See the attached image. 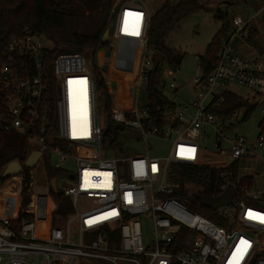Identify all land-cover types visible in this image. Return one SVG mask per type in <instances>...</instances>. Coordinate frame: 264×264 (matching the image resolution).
Returning <instances> with one entry per match:
<instances>
[{"label":"built area","instance_id":"obj_1","mask_svg":"<svg viewBox=\"0 0 264 264\" xmlns=\"http://www.w3.org/2000/svg\"><path fill=\"white\" fill-rule=\"evenodd\" d=\"M112 7V36L129 38L141 48L134 89L146 87L154 68L155 50L148 48L152 14L142 0H116ZM257 17L230 18L231 31L213 71L205 76L197 64L190 104L166 114L163 127L154 124L147 108L112 109V121L137 130L145 142L147 153L132 157H105L106 125L89 57L56 48L28 28L0 42V129L27 137L34 146L29 155L39 151L37 163L47 170L48 162L61 172L56 180L63 177L66 184L62 190L57 185V192L73 208L44 228L33 219L13 223L0 217V264H264V222L259 219L264 191L242 189L236 197L233 191L229 204L209 208L220 224L189 207L171 173L175 164H202L199 140L203 132L208 137L209 129L224 167L255 159V150L264 146V133L252 144L233 132L246 119L247 108L221 112L228 94L241 96L231 89L233 83L255 92L245 97L251 102L264 92V63L239 49ZM72 90L79 95L74 115ZM152 137L171 141L168 155H150Z\"/></svg>","mask_w":264,"mask_h":264},{"label":"trees","instance_id":"obj_2","mask_svg":"<svg viewBox=\"0 0 264 264\" xmlns=\"http://www.w3.org/2000/svg\"><path fill=\"white\" fill-rule=\"evenodd\" d=\"M212 0H163L162 5L152 14L150 19L148 48L160 51L166 56L169 70H177L183 59V52L172 48L168 44V38L178 22L197 11L204 9ZM112 0H0V42H5L13 36L22 35L25 29L45 35L57 48L60 45L75 47L80 50L93 48V73L97 79V86L103 91L104 109L106 112L105 140L111 143L117 142L119 131L125 129L112 121V96L107 83L99 71L95 60L98 50L105 48L107 43L102 41L110 18ZM223 25L207 45L205 52L198 57L201 71L208 76L213 71L217 56L223 46V41L231 31L228 13H219ZM87 20V21H85ZM264 21V17H263ZM84 22H86L84 24ZM257 29L253 27L248 42L256 41ZM126 54L131 50L135 59L140 58L141 48L137 44H125ZM56 51L50 52V64ZM130 65V64H129ZM126 64V66H129ZM165 81L160 65L153 68L146 84L149 110L153 122L158 127L165 125L166 114L174 111L176 101L165 95L163 87ZM255 102L248 98L228 94L221 112H230L237 108H247V117L255 109ZM263 124V123H262ZM29 156L28 139L11 131L0 129V177L5 166L11 161L17 160L22 171L20 184L23 187L22 200L25 192L30 191L33 168L24 167L23 164ZM172 176L181 183L179 193L184 197L189 207L222 224L217 220L213 211L201 202L202 196H217L227 186L235 192L242 189H251L253 177L241 175L240 163L235 162L228 167L213 166L209 164H176L171 168ZM61 172L53 169L47 162L46 178L49 186L50 201L39 200L24 209L19 206L17 215L8 218L10 222H20L24 218L33 219L42 227L53 226L56 217H65L73 211L71 201L58 190L55 192L51 186V180L60 176ZM9 178V177H8ZM8 178L3 179V183ZM188 184H193L196 189L189 190Z\"/></svg>","mask_w":264,"mask_h":264},{"label":"rangeland","instance_id":"obj_3","mask_svg":"<svg viewBox=\"0 0 264 264\" xmlns=\"http://www.w3.org/2000/svg\"><path fill=\"white\" fill-rule=\"evenodd\" d=\"M112 1V3H115L116 0ZM142 1L151 14L155 13L163 3V0ZM223 6H226L229 18L235 14H239L243 18L249 19L258 14L253 24V27L257 29L256 41L254 43L248 42L249 46L241 44L239 49L247 55L259 57L264 63V0H212L204 9L181 19L169 35V46L180 50L184 54L179 72L174 70L175 72L169 74L166 58L160 62L162 76L165 81L163 87L164 93L170 99L176 101L177 105L181 107L190 104L195 93L194 77L200 73L197 69V64L199 63L198 57L205 52L207 45L224 23L219 18V13ZM111 12L106 30L108 33L105 32L102 38V41L107 43V46L97 51L95 60L99 66L100 73L108 85L113 100V109L126 110L133 107L145 109L148 104L146 87L140 86L134 89L133 83V75L139 65L140 58L135 59L131 55L133 54L131 50L128 51L130 54H126L123 48L126 43L130 45L137 43L129 38H115L112 36L110 31L113 28L111 24ZM60 48L84 53L89 57V64L93 70V48L80 50L67 45H60ZM126 64L130 65L127 67ZM173 82L176 83V88L171 89L170 84ZM231 89L233 92L244 97L255 94L251 88L239 83L231 84ZM96 93L101 122L103 125H106L107 117L104 109L103 91L97 87ZM263 100L264 92L255 99L256 106L250 116L233 129L234 133L246 136L252 144L257 143L260 133H264V114L261 113V109L264 106ZM71 106H74V104H71ZM72 115H74V112ZM149 141L152 146L149 151L151 156H166L169 154L171 141L156 137L150 138ZM199 141L203 145L202 149L205 152L202 164L222 166L219 162H222L223 156L219 152L220 150L214 145L215 134L212 129H209L208 137L203 132L202 138ZM33 149L34 146L29 145V151L31 152ZM146 153L147 148L145 142L141 138L140 133L135 129L125 128L119 131L116 143H111L110 140L106 142L105 157L107 158L132 157ZM255 154V159H240V173L241 175H254L255 173L263 172L262 175L254 179L255 182L263 184L264 146L257 148ZM72 167L74 168L73 165ZM33 170L30 191H24V194H27L23 200V187L20 184L19 174L10 176L5 183L0 185V217H14L17 215L19 206H23L24 209L29 208L38 199L50 201L46 170L42 162L39 161L33 167ZM65 184L64 178L60 177L57 182L58 188L62 190ZM254 185L256 184L254 183ZM187 188L192 191V189H196V186L188 184ZM59 223L60 225L62 224V222Z\"/></svg>","mask_w":264,"mask_h":264},{"label":"water","instance_id":"obj_4","mask_svg":"<svg viewBox=\"0 0 264 264\" xmlns=\"http://www.w3.org/2000/svg\"><path fill=\"white\" fill-rule=\"evenodd\" d=\"M226 6H223V8L221 9V12L223 14H226ZM108 33V31L106 32ZM166 56L160 52V51H155L154 54V68L157 69L160 65V62L165 59ZM264 101V100H263ZM40 152L39 151H34L32 152L28 158L26 159V161L24 162L23 166L24 167H34L38 161V159L40 158ZM230 161H232V159H230ZM22 171V166L21 164L17 161H11L10 163H8L3 172L2 175L0 177V185L3 183V179L4 178H8L10 176L16 175V174H20ZM52 184V188L54 191L57 192V180L56 178H54L51 181ZM233 199V190L231 188H226V190L217 196H202L201 197V202L204 206L208 207V208H218L221 205H226L229 204Z\"/></svg>","mask_w":264,"mask_h":264},{"label":"bare ground","instance_id":"obj_5","mask_svg":"<svg viewBox=\"0 0 264 264\" xmlns=\"http://www.w3.org/2000/svg\"><path fill=\"white\" fill-rule=\"evenodd\" d=\"M139 64H140V60H139ZM138 67H139V65L137 66V68L135 70V73L133 75V80L137 74ZM78 97H79V95L75 91L72 90L70 92V102H71V104H74V106H71V111H72L71 113L74 112V114H75L78 111ZM83 100H85V99L83 98ZM42 228H44V227H42Z\"/></svg>","mask_w":264,"mask_h":264},{"label":"crops","instance_id":"obj_6","mask_svg":"<svg viewBox=\"0 0 264 264\" xmlns=\"http://www.w3.org/2000/svg\"><path fill=\"white\" fill-rule=\"evenodd\" d=\"M241 44H246V45H248L249 43H248V40L247 41H243V42H239V46L241 45ZM249 46V45H248ZM244 53V52H243ZM245 54V53H244ZM252 57H256V56H252ZM257 58H259V57H257ZM240 167H241V165H240ZM263 174V172H261V173H255L254 175H250V176H252L253 177V185H252V190H255V191H264V183L263 184H261V183H259V182H255L254 181V179L255 178H257L258 176H260V175H262ZM254 183L256 184V185H254Z\"/></svg>","mask_w":264,"mask_h":264},{"label":"snow or ice","instance_id":"obj_7","mask_svg":"<svg viewBox=\"0 0 264 264\" xmlns=\"http://www.w3.org/2000/svg\"><path fill=\"white\" fill-rule=\"evenodd\" d=\"M249 216L251 217V218H256L255 217V214H253V213H249ZM259 219L261 220V222H264V217H259ZM241 243H245V242H241Z\"/></svg>","mask_w":264,"mask_h":264},{"label":"flooded vegetation","instance_id":"obj_8","mask_svg":"<svg viewBox=\"0 0 264 264\" xmlns=\"http://www.w3.org/2000/svg\"><path fill=\"white\" fill-rule=\"evenodd\" d=\"M32 168V167H31Z\"/></svg>","mask_w":264,"mask_h":264}]
</instances>
